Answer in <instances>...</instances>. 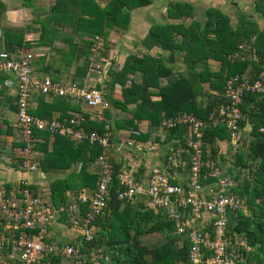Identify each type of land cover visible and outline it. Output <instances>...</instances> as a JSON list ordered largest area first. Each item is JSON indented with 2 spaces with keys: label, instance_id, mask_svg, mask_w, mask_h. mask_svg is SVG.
Returning <instances> with one entry per match:
<instances>
[{
  "label": "trees",
  "instance_id": "trees-1",
  "mask_svg": "<svg viewBox=\"0 0 264 264\" xmlns=\"http://www.w3.org/2000/svg\"><path fill=\"white\" fill-rule=\"evenodd\" d=\"M250 1L254 11L264 21V0ZM33 2L34 0H20L21 7L36 16V40L31 42L23 39L24 30L19 27L1 29L0 51L13 52L20 47L27 50L45 47L59 53L65 68L72 62H79L75 65L73 74L82 78L90 65L92 38L106 36L107 30L113 27L126 28L129 11L148 6L151 0H107L102 6L96 0H53L46 10L39 11L33 8ZM4 8L0 3V15ZM165 15L174 22L150 24L139 43L146 51L152 47L166 51V61L145 52L140 55L131 53L126 55L119 69L111 70L110 66L106 69L109 76V82L106 83L110 89L115 84L120 85L123 97L103 98L110 106L124 111L126 105H132L130 116L115 119L109 125L104 120L109 116L107 109L103 110L100 120L92 119L87 112H82L84 121L80 123L84 132L95 131L98 134L107 131L104 128L107 125L111 141L114 140L112 134L117 129L128 130L131 137L142 142L150 138L151 132L160 130L158 134L153 133V140L162 147L163 151L159 155L162 154L164 161L165 155L173 152V148L181 151L186 149L188 131L187 126L181 123L160 129L162 119L187 113L206 121L216 106L225 102L222 93L229 76L245 75L247 71L245 76L252 80L264 66V22L258 27L248 15L239 13L236 24L231 26L229 17L216 7L204 9L200 13V20L193 17V7L189 3L179 1L168 2ZM188 18L190 20L184 23ZM66 28L68 32H63ZM56 40L64 43L66 48L55 45ZM242 43L249 47L254 59L245 57L230 60L229 55L237 52V46ZM32 45L36 48H31ZM176 53L181 55L185 70L174 75L165 62L174 61ZM96 60L97 57L92 61ZM207 60L217 61L218 69H209ZM53 63L55 64V60L44 62V52L37 53L32 59L36 72L46 74L52 80H59L60 69ZM132 75L138 79H134ZM4 76L0 75V82ZM161 78L165 82L161 83ZM127 79L129 83L125 86ZM201 83H207L209 91L204 92ZM6 91L4 88L0 90V105ZM152 96L157 98L152 99ZM33 101L35 105L28 112L38 118L56 117L62 120L68 118L70 112L80 111L78 104L68 98L57 96L48 100L39 95ZM8 104V110L14 113V101ZM239 109L241 118L238 129L241 134V130L248 126L250 141L246 156L251 161H246L239 152L235 154L236 166L241 169H246L247 166L249 169L239 180V185L232 190L243 200V205L241 209L227 214V229L228 235L235 233L249 247L246 252L241 250L244 261L239 264H264V99L258 94L245 93ZM140 120L147 121L148 131L145 133L137 130L136 123ZM6 122L7 129L3 133L16 136L12 120L11 123ZM132 131H137V134ZM32 134L41 139L39 142L34 141V147L41 152L37 166L40 171L58 172L78 164L77 171H69L65 177L56 178L49 183L48 197L54 206L66 202V190L94 189L98 175L97 169L91 170V167L102 151L97 142L90 143L86 137L73 142L58 134L50 137L48 132L39 130H33ZM226 137L222 124L203 128V140L209 146L214 144V140ZM13 146L23 147L24 142L14 139ZM168 146H173L170 152ZM210 150L214 155L216 150ZM187 154L184 151L181 157L187 159ZM252 162L253 167H250ZM110 163L115 173L119 165ZM233 178L238 179L236 173ZM9 187L6 184L5 188ZM115 189L116 179L113 178L108 187V215L94 221L97 231L92 245L101 247L108 256L107 261L102 264H190L187 260L188 240L184 234L175 233L174 222L160 211L151 210L143 202L116 199ZM245 209L248 211L246 214L243 213ZM59 220L66 221L64 215ZM153 232L159 233L164 240L153 246L140 242L141 234ZM69 241L74 242V239ZM59 258L60 256H54L52 264Z\"/></svg>",
  "mask_w": 264,
  "mask_h": 264
},
{
  "label": "built area",
  "instance_id": "built-area-1",
  "mask_svg": "<svg viewBox=\"0 0 264 264\" xmlns=\"http://www.w3.org/2000/svg\"><path fill=\"white\" fill-rule=\"evenodd\" d=\"M102 45V40L94 36L90 50L95 52ZM244 47L243 43L239 44L238 51L229 55L230 59H243L240 51ZM35 53H39L38 49L22 47L13 52L0 51V75H5L0 90L12 91L11 102L14 101L16 106L12 123L17 140L24 142L23 147L16 148L18 164L28 172L37 168L41 152L34 147V141L41 139L33 137L32 131H46L50 137L58 134L73 142L85 137L90 143L97 142L102 148L94 162L98 176L94 189L67 191L64 193L66 202L57 207L40 196L27 181L7 189L0 187L1 264H52L54 256L60 258L53 264H102L107 261V254L92 244L97 231L94 221L109 212L108 187L113 178L116 179V199L143 202L174 222L175 233L184 234L188 240L187 260L190 264L242 263L244 254L241 250L246 252L249 247L235 233L228 235L227 229V214L243 205V200L232 191L239 181L226 172L210 148L219 152L218 143H227L230 152H235L239 147V104L245 93L258 94L264 99V66L252 80L245 75L229 76L222 93L225 102L218 104L206 121L187 113L160 121V129L176 123L187 126L184 150L188 153L187 159L181 157L184 151L168 146L169 152L174 150L165 155V161L161 154L159 163L145 168L141 158L135 159V148L144 146L143 143L131 137L129 131L123 137L113 132L112 135L121 140L114 144V149L118 152L129 149L128 156L124 155L126 163L114 173L106 152L112 146L107 125L104 126L107 131L102 134L86 133L80 126L84 121L82 110L70 112V116L62 120L38 118L28 112L35 105L34 97L39 95L48 100L58 96L68 98L78 106L82 104L95 111L90 118L97 120L102 118L103 110L110 107L95 86H85L71 79L52 80L48 75L36 72L32 65ZM91 65V71L99 70L97 64ZM218 124L224 126L227 137L216 139L209 146L203 140V128ZM132 133L137 134V131ZM152 143L155 147L148 143L149 146L143 148L146 152L156 150L159 155L162 150L156 142ZM61 215L65 222L59 220ZM55 221L75 232L74 242L58 243L50 238L48 228Z\"/></svg>",
  "mask_w": 264,
  "mask_h": 264
},
{
  "label": "rangeland",
  "instance_id": "rangeland-1",
  "mask_svg": "<svg viewBox=\"0 0 264 264\" xmlns=\"http://www.w3.org/2000/svg\"><path fill=\"white\" fill-rule=\"evenodd\" d=\"M96 1L99 3L100 6H102L107 0H96ZM160 1H162V0H160ZM160 1H159V3L156 4V6H152L153 10L154 9L157 10L156 12L151 11V7H149V5L145 6V7H141L139 10H136V11L134 10L132 12L133 22H131V24H130L131 26H130L129 30H127V33L129 35V38L127 40L128 44H124V45L120 44V46H121L120 52L116 51L115 53L112 54L113 58H115V59L113 60V64L110 67L111 70H117L119 68V64H120L119 60H121L123 57H125L126 56L125 54H131V53L137 54V55H140L144 52L150 53L151 55L159 56L163 59V61H166L164 58L166 57L167 52L161 51L157 47L156 48L153 47L150 51L147 52L146 50L142 49V47L140 46V43H139V40L141 39L143 33H145V30L149 26V24L160 23V22L163 23V18H161V16L163 15V5L166 2L163 0V2L160 4ZM195 1H197L195 3V8L199 9V10H197V12L202 11L204 9V7L208 6L209 3H211V0H195ZM52 2H53V0H34L33 8L37 9L38 11L44 10V9L46 10ZM224 2L226 5V9H227L226 14L229 17L230 23L234 24L237 20L238 14L244 13L245 15H248L253 21L257 22L258 23L257 25L262 26L264 21L259 16V14H257L254 11V9L252 7L253 3L250 0H224ZM0 3H2L5 6L3 11H1V15H0V17H1L0 31H1V29H8V28L9 29H15V28L19 27V28L24 30L23 31L24 32L23 39L34 42L36 40L37 33H38V30H37L38 26L34 22V19L36 17L35 14L34 13L32 14L30 12V10H28L24 7H21L20 0H0ZM193 16H195L198 19L200 18V16L198 14H194ZM159 19H161V20H159ZM189 20H190L189 18L184 20V23H187ZM128 26H129V24H128ZM113 29L118 30L119 28H113ZM113 29H110V30H113ZM110 30H107V33ZM63 32H68V28L64 29ZM106 36H107V34H106ZM99 39H102V38L98 37V40ZM102 40H105V38ZM106 40H107V38H106ZM91 41L93 43V40H91ZM109 41L110 40H107V42H102L103 43L102 49H98V51L102 50V52L101 53L99 52L100 54L97 57L98 60H96V62L93 61V63H94L93 65L97 64L99 66V69L101 66H102L101 67L102 69L105 68V67H103V65H104L103 63L105 62V60L110 59V56L108 55L109 50H108V44H107V43L110 44ZM119 41H120V39L117 35V36H114V42H112V43L113 44L115 42L119 43ZM54 44L62 47L63 49L66 48V45L64 43H62L61 41L56 40L54 42ZM90 47H91V45H90ZM111 47L112 46L110 45V48ZM31 48H36V46L32 45ZM37 49H38L39 53L44 52V62L55 60V64L53 63V65L55 67H59L58 69H60V71H59V74H60L59 78L60 79L74 80L70 75L73 62H72V64H70V66L68 68L67 67L65 68V66L62 64V61L60 58L61 56L59 55V53L54 52L53 50L47 49L45 47H43V48L37 47ZM248 49H249V47H247V46L243 49L244 53L242 54V56L247 57V58L251 57V50L249 51ZM93 53L94 52H91V55H90L91 58L93 57ZM101 57H103L104 60L100 59ZM117 61H119V62H117ZM165 63L167 66H169L171 68L174 75L177 74L178 72H182L185 70L184 65L181 61V55L180 54L176 53L174 55V61H172L170 63H167V62H165ZM207 66L211 70H217L219 67V63L217 61L210 60V61H208ZM95 70H98V69H95ZM93 73H96V72L93 71ZM100 75H101V77H100L101 79L96 80L93 84L90 81L87 84V86L92 85V86H95L96 88H98L102 92V94H104L103 97L106 96L108 98L113 97L115 99H121V97H123V96L121 95V92L120 93L117 92L116 88H115L116 91L113 90L111 92V89L107 83H106V85L100 86V85H102L101 82L104 81L103 80L104 79L103 74H100ZM97 76H99V75H97ZM107 77H109V76L107 75ZM135 77L138 79L137 76H135ZM128 83H129V80H127L125 82V86H128ZM161 83H163L162 78H161ZM201 89L204 92L209 91L207 83H201ZM155 98L156 97L152 96V99H155ZM81 106L85 108L84 105L81 104ZM131 108H132V106L130 104L126 105V108H125L126 111H124L123 109L120 110L118 108L110 106V109L107 110L109 112V114L111 115V117L108 119V124L109 125H110V123L112 124L113 120H115V119L124 118V115L127 112L130 113L129 111ZM87 113L89 115L91 114V116H93L95 114V111L88 109ZM141 131H145V130L142 129ZM156 131L159 133L160 130H156ZM156 131H154V133H156ZM247 131H248V126H246L244 130L243 129L241 130L240 144H239V147L237 148V150L235 152H230L229 148L227 147V143H218L219 152H214V156H216V155L218 156V160L220 162L219 164L222 165L223 168L226 170V172L229 173L231 176H233L236 173L238 176V179H237L238 181L244 175H246L248 173L249 168L246 166V169L245 168L241 169L238 166H236V164L234 162L235 154L237 152H239L242 155V157L244 159H246V161H249V162L251 161L246 156L247 150H248L247 147H248V144L250 141V137L248 136ZM153 135L154 134H151L150 140L143 142L142 145H144L146 148L149 146V144H150V146L155 147L154 144L152 143V142H154V140H153L154 136ZM14 139L17 140V137L15 136V134L14 135L11 134L9 137H5V136L0 137V164L2 163L5 166H10L11 163L16 164V166H18L17 171H19L21 173H29V175H28L29 179L38 183L37 188H39V189L45 188V190H46V189H48V185L52 180L59 178V177H65L69 171H77L78 170V164H73L66 171L51 172V173H48L47 175H44L41 178L34 179V176L31 175L32 173L24 170V168H21L20 165L18 164L19 158H18V155L16 153L17 151L15 150V152H14V149H13ZM144 146H141V148L138 151L136 150L137 153H136L135 159L141 158L142 157L141 153L146 152V149L143 148ZM158 147L162 150L161 146H158ZM139 152H140V154H139ZM152 152H156V151L153 150ZM250 167H253V162H252ZM92 168L96 169V165L94 163L91 167V170H92ZM89 169H90V166H89ZM22 181L23 182L25 181V178L23 176H22V178H20V180L17 183L13 181V185L19 184ZM41 193H44V192H42V190H41ZM243 213L246 214V213H248V211L245 209ZM54 225H56V224H54ZM148 226H149V224H148ZM68 228L69 227H66L65 225L60 226V228H59L60 231L58 230L57 233L59 234L60 232H64L66 234V237H62V239H60L61 240L60 243H65L68 241V239L71 238V237L68 238V236H70V232H69ZM51 229H52V227L51 228L49 227L48 231H50ZM74 235L75 234H73L72 237H74ZM64 238H67V240L66 239L64 240ZM163 240H164V237H162L159 233H154V232L153 233H143L140 236V242L142 244L148 245V246H153L155 244H159ZM0 264H1V262H0ZM246 264H249V263H246Z\"/></svg>",
  "mask_w": 264,
  "mask_h": 264
},
{
  "label": "crops",
  "instance_id": "crops-1",
  "mask_svg": "<svg viewBox=\"0 0 264 264\" xmlns=\"http://www.w3.org/2000/svg\"><path fill=\"white\" fill-rule=\"evenodd\" d=\"M159 1L160 0H151V3L149 4V7H151V11H157V10H153V8H152V6H156V4L157 3H159ZM166 3L163 5V15L161 16V18H163V23L164 22H174L172 19H170V18H167L166 17V15H165V7H166V4L168 3V2H174V1H179V2H186V3H189L192 7H194L193 8V15L194 14H198L199 16H200V13L204 10V9H206L207 7H216V8H218L222 13H225L226 14V12H227V9H226V5H225V2H224V0H211V3H209V5L208 6H206V7H204V9L202 10V11H198L197 12V10H199V9H197V8H195V3L197 2V1H195V0H164ZM163 2V0L162 1H160V4ZM141 7H139V8H135V9H132V10H130L129 11V20H128V24H129V26L127 25V27L126 28H124V29H122V28H120V27H113V28H119L118 30H116V29H113V28H111V29H113V30H110V29H108V30H110L108 33H107V36H96V37H101L102 39H104L105 38V40H102V42H107V40H110L109 42H110V44L109 43H107L108 44V50H109V52H108V55L110 56V59H107V60H105V62L103 63L104 65H103V67H105V68H101L100 67V69L99 70H94L96 73H93V71H91V69H90V67H88V69H87V72H85V75L82 77V78H78V76H75L74 74H73V71H74V68H75V65H78L79 64V62H73V64H72V69H71V72H70V75H71V77L74 79L73 81H75V82H77V83H79V84H83V85H85V86H87V84L91 81L92 82V84L96 81V80H99V79H101L100 77H101V75L100 74H103V82H101L102 83V85H100V86H103V85H106L105 83L106 82H109V77H107V73H106V69L110 66L111 67V65L113 64V60L115 59V58H113V53H115L116 51H119L120 52V50H121V46H120V44H128L127 43V40H128V38H129V35H128V33H127V30H129V28H130V24H131V22H133V14H132V12L135 10H139ZM227 15V14H226ZM196 16V15H195ZM195 16H193V17H195ZM228 16V15H227ZM196 18V17H195ZM200 19V18H199ZM159 20H161V19H159ZM161 23V22H160ZM229 23H230V21H229ZM236 24V22L234 23V24H232V23H230V25L231 26H234ZM256 24H258L257 22H256ZM150 25V24H149ZM149 27V26H148ZM147 27V28H148ZM258 27H261V26H259L258 25ZM147 28H146V30H147ZM146 30H145V32H146ZM145 33H143V35H144ZM118 35V37H119V39H120V41H119V43L118 42H115L114 44L112 43V42H114V36H117ZM143 35H142V37H143ZM121 36V37H120ZM141 37V38H142ZM106 38H107V40H106ZM93 39V38H92ZM110 45L112 46L111 48H110ZM141 46V45H140ZM245 47H246V45H245ZM244 47V48H245ZM153 48V47H152ZM151 48V49H152ZM154 48H156V47H154ZM243 48V49H244ZM100 49H102V47L100 48ZM143 49V48H142ZM150 49V50H151ZM149 50V51H150ZM102 52V50L101 51H96V52H94L93 53V57L91 58V57H89V59H90V65H91V61L92 60H94L95 59V57H98V55L100 54V53ZM148 52V51H147ZM166 52V51H165ZM240 52H242V54H243V50L242 51H240ZM107 54V53H106ZM150 54V53H149ZM125 55H128V54H125ZM126 57V56H125ZM125 57H123L121 60H119L120 61V64H119V68L121 67V65H122V63H123V60H124V58ZM103 57H101L100 59H102ZM113 58V59H112ZM245 57L243 56V59H244ZM249 58H252V59H254L253 58V55H252V57H249ZM104 59V58H103ZM231 60V59H230ZM119 61H117V62H119ZM208 61H210V60H207V63H208ZM92 64H94L93 63V61H92ZM89 65V66H90ZM107 65V66H106ZM118 68V69H119ZM100 72V73H99ZM99 73V74H98ZM246 73H247V71H245V75H246ZM92 74V75H91ZM97 75H99V76H97ZM97 76V77H96ZM131 77V75H129L128 76V78H130ZM132 77L134 78V79H137L135 76H133L132 75ZM94 80V81H93ZM128 80V79H127ZM126 80V81H127ZM163 82H165V80L163 79ZM89 86H92V85H89ZM115 88L117 89V92L118 93H120L121 92V86L120 85H118V84H115L112 88H111V92L114 90V91H116L115 90ZM155 97V96H154ZM152 98V97H151ZM157 98V97H156ZM155 98V99H156ZM11 99H12V91H6V92H4V94H3V96H2V98H1V105H0V137L2 136V137H9L10 136V134L9 135H7V134H5V133H3V131L4 130H6L7 128H6V125H7V122H6V120L8 121V123H11V120H12V118H13V116H12V113L8 110V106H9V101H11ZM132 106V105H131ZM79 108H80V111L82 110L83 112H87L88 111V109H86V108H84V107H82V106H79ZM109 109H110V107H109ZM87 110V111H86ZM126 111V110H125ZM90 116H91V114H90ZM130 116V113H126L125 115H124V117H129ZM111 117V115L109 114V116H108V118H106V119H104L105 121H108V119ZM111 124V123H110ZM136 125H137V130H139V132H141V133H145V132H147L148 130V128H147V121L146 120H140L139 122H137L136 123ZM145 130V131H141V130ZM128 130H123V129H117L116 130V133L118 134V135H120L121 137H123L124 135H127V132ZM152 134L154 133V132H151ZM156 134H158V132L156 131ZM151 135V134H150ZM150 137V136H149ZM148 140H150V138H148ZM119 141H121V140H118V138H116V137H114V140H112L111 141V147L106 151L107 152V157H108V160L110 161V162H113V163H115V164H117V165H119V167H121L122 166V164H125L126 163V158H124V155L126 154V156H128V154H129V149H126V150H122V151H120V152H118V151H116L115 149H114V144H117ZM147 141V140H146ZM143 142H145V141H143ZM142 141H141V143H143ZM16 148L17 147H13V149H14V152H15V150H16ZM141 147H139V148H135L137 151L140 149ZM134 148H133V150H135ZM135 150V151H136ZM156 151V150H155ZM139 154H140V152H139ZM138 154V155H139ZM142 154V157H141V161H142V165H143V167L145 166V168H147L148 166H150V165H152V164H156V163H159V161L161 160V157H160V155H157V152H152V151H149V152H145V153H141ZM17 167L18 166H16V164H10V166H5L4 164H0V187H6V184H8V185H10V186H14L13 185V181L14 182H18L19 180H20V178H22V176L25 178V181H27L28 183H29V185L31 186V188L32 189H34V190H36L39 194H40V196H42L44 199H48V200H50L49 199V197H48V189H46L45 190V188L44 189H39V188H37V184L38 183H36V182H34V181H32L31 179H29V173H21V172H19V171H17ZM67 170V169H66ZM66 170H62V171H66ZM146 170V169H145ZM30 173H32L31 175L32 176H34V179H36V178H41V177H43L44 175H47L48 173H45V172H42V171H40L39 169H38V167L34 170V171H31ZM18 180V181H17ZM41 190H42V192H44V193H41ZM73 192V191H75V190H66V192ZM59 221V220H58ZM54 224H56V225H54ZM60 226H62L60 223H58V222H54L53 224L51 223V225H50V228L52 227V229L49 231V233H50V238L51 239H53L54 240V242H58V243H60L61 242V240L60 239H62V237H66V234L64 233V232H60L59 234L57 233L58 232V230L60 231ZM68 230H69V232H70V236H68V238H70V239H72L73 237H72V235L73 234H75V232L72 230V229H70V228H68ZM67 240V238H64V240ZM70 239H68V241L70 240ZM60 240V241H59Z\"/></svg>",
  "mask_w": 264,
  "mask_h": 264
},
{
  "label": "clouds",
  "instance_id": "clouds-1",
  "mask_svg": "<svg viewBox=\"0 0 264 264\" xmlns=\"http://www.w3.org/2000/svg\"><path fill=\"white\" fill-rule=\"evenodd\" d=\"M93 40V39H92Z\"/></svg>",
  "mask_w": 264,
  "mask_h": 264
}]
</instances>
